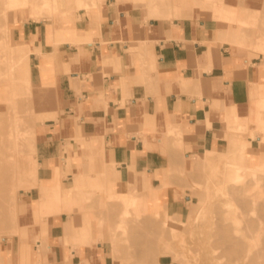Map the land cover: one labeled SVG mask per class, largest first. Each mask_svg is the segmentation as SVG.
I'll list each match as a JSON object with an SVG mask.
<instances>
[{"label":"crops","instance_id":"1","mask_svg":"<svg viewBox=\"0 0 264 264\" xmlns=\"http://www.w3.org/2000/svg\"><path fill=\"white\" fill-rule=\"evenodd\" d=\"M55 1L52 16L18 22L10 35L12 46L28 49L31 84L46 97L35 126L38 181L56 189L59 167L63 188L71 189L77 174L84 177L85 156L97 153L108 191L129 194L136 183L147 194L152 184L164 195L160 211L183 221L194 198L188 189L176 198L177 187L166 185L169 170L207 151L226 155L234 127L264 134V59L223 41L219 21L197 6L179 17L173 5L160 8L161 18L150 17L152 0H84L80 8L77 0ZM248 142L246 158L264 161L262 136ZM27 190L17 206L27 236L3 262L40 264L45 252L43 264H114L100 243L65 245L70 213L35 224L40 193Z\"/></svg>","mask_w":264,"mask_h":264},{"label":"rangeland","instance_id":"2","mask_svg":"<svg viewBox=\"0 0 264 264\" xmlns=\"http://www.w3.org/2000/svg\"><path fill=\"white\" fill-rule=\"evenodd\" d=\"M54 1L0 0V136H3L2 140L0 139L2 141L0 147L4 145L5 148V142L8 143V140L13 139L7 144L5 152L4 149H2L3 153L0 151L2 153L0 158V191L3 192L5 189V192H8L7 197H5V192L0 194L1 200L3 199L0 203V216L4 215V217H0L2 220L0 221V231L3 230L0 233V259L2 260L0 264H8L3 262V259L8 254L9 248L12 251L15 240L21 241L27 236L19 228L17 206L25 200V196L22 194L26 193L27 189L36 187L40 193V202L36 205H39L41 214L35 217V224L44 227V217L49 214L64 211L70 213L69 218L72 217L75 221L65 225L64 231L67 237L65 238V245L75 249L83 245L100 243L107 248L114 264H160L163 256H169L172 264H229V260L233 261L237 257L236 254L239 253L235 252V255L228 253L227 257L225 250L228 244H221V241L227 237V232L230 233V236L232 233V237L235 234H247L246 240L252 245V249L262 248L264 251V222H256L255 226L246 229L252 218L255 219L258 217L257 215L264 219V212L261 207H257L256 213L252 210L254 202L258 205L262 202L261 205H264V199H262L264 196L259 198L256 197L255 192L249 191L250 189H258L264 192V175H261L263 174L262 170H264V161L249 159V156L245 160L246 165L255 168L256 172L259 173L258 176H261L262 179L258 184L253 183L251 179L242 178L237 168L224 163L229 152L242 154V150L247 151V147L251 145L248 142L249 138L255 140L258 135H261L264 142V134L261 128L250 132L247 126H242V129L234 127L232 128L233 135L229 151L226 155L217 157L213 152L207 151L205 157H195L189 160L184 158L182 166H174L169 170L170 179L166 185L177 187L176 198H183L185 189H188L189 194L194 198V202L189 205L188 215L183 221L169 216L166 212L163 213V210L160 211L164 195L156 193L152 184L147 194H142V191L141 194L138 193L135 190L136 184L129 194L108 191L106 186L110 177L103 173L104 170L107 172L108 168L102 169L103 165H101L97 153H90L85 156L79 166L84 177L80 173L76 175L74 187H71L73 193H71V189L63 188L59 167L54 169L59 176L55 185L56 189L48 188L47 182H39L37 171H35L36 181L33 180L35 176L33 169L36 167L38 169V163L34 158L36 148L34 145L35 134L33 133H35V126L43 121L44 114L41 109L46 97L41 90L33 88L31 84L28 57H26L29 52L28 49L12 46L10 35L12 27L18 22L30 19L41 20L52 16L57 11L55 4H52L56 2ZM82 1L84 0H77L79 8L84 6ZM97 1L99 0H91L92 5L95 6ZM214 1L216 3L223 2L224 10L232 4L231 2H233V7L237 8L236 10L243 7L237 11V15L239 14L238 17L241 19L247 20L248 18L249 22L251 21L250 24L244 25L250 29L247 30L246 27L243 30L242 28L246 37L243 35L238 38L233 37V31L238 30L235 28L237 25H233L232 27L235 28L233 29L230 22L224 18L226 10H223L224 17L220 16L221 19L216 17L217 14L213 16L215 13L212 8L214 9V7H209L210 0H152V2L149 1L148 6L153 9V14L150 17L161 18L165 14L160 8L173 5V16L179 17L183 10L197 6L206 11L209 18L219 21L223 28V41L242 52H247L250 57L264 59V0ZM236 3L240 4V7H237ZM242 4L243 6H241ZM242 9L244 12L246 10L245 14ZM156 11L159 13H155ZM258 19L260 20L258 21ZM227 30L228 32L232 31L231 35L227 33ZM261 109L264 110L263 107ZM9 122H12L14 127ZM28 134H30L29 139L32 138V140L29 141L30 143L27 142L28 145L27 143L25 145L24 138H28L26 136ZM11 141H13L14 146H10ZM243 143L248 146H242ZM32 145L35 149L31 147ZM174 147L177 148L178 144L174 143ZM87 150L93 152L96 149L87 148ZM20 154L22 155L20 156ZM6 156H10L12 159ZM216 160L222 162L218 167L215 165ZM2 161L7 164L4 163L5 165L2 166ZM8 162H12V166ZM61 163L64 164V162ZM30 166L31 168L27 169ZM1 167L4 168H2L3 172H1ZM26 170L27 172L30 170L29 173H26ZM14 177L16 178L13 179ZM142 177L149 179L146 174ZM1 179L5 180L1 181ZM146 179L144 181H147ZM34 183L36 186H33ZM4 197L8 199L7 202ZM3 203L4 205L7 203V205L4 206ZM227 204H232L233 209L230 210ZM153 208L154 212L152 211ZM229 211H232L231 215L238 220L232 231H227V222L229 223L228 219L230 220ZM1 213L3 214L1 215ZM222 227L226 230L220 229ZM84 229L86 231H83ZM82 235L85 237V242L81 239ZM3 237L6 238L7 242L3 243ZM166 246L170 248L168 252L165 250ZM228 246H232V243ZM22 253L23 249L21 248ZM229 254H232V257ZM238 256L240 258L242 255L239 254ZM45 260L46 254L41 252L40 264H43ZM168 260L170 259L168 258ZM11 263L13 264V262ZM20 263L25 264L23 260ZM258 264H264V254L259 259Z\"/></svg>","mask_w":264,"mask_h":264},{"label":"bare ground","instance_id":"3","mask_svg":"<svg viewBox=\"0 0 264 264\" xmlns=\"http://www.w3.org/2000/svg\"><path fill=\"white\" fill-rule=\"evenodd\" d=\"M55 2V1H54ZM223 3V2H222ZM222 3H216L214 0H210V3H209V7H214V9L212 8V11H214V15L213 16H216V14L218 15V16H216V17H218L219 19H221V17L220 16H223L224 17V11H225V13L227 14V16H226V14H225V19H227V22H230V25H231V27L233 26V25H237V26H235V28L237 29L238 28V30L236 31H233V29H235V28H233L232 29V31H233V37L234 38H238V37H241L242 35H243V37L245 36V34L242 32L247 26H244V25H247V24H250L251 23V21L249 22V19L247 18V20H244L245 18H243V19H241L240 17H238V15H237V11L240 9V8H243V7H240V4L238 5V3H236V6L238 7H240L238 10H236L237 8H234L233 7V2H231L232 4H230V5H228L229 7H227V9L225 8V10L223 9L224 7V4H222ZM263 5H264V1H263ZM235 6V7H236ZM241 6H243V4L241 5ZM244 7H245V5H244ZM56 9V8H55ZM224 10V11H223ZM264 10V9H263ZM242 11H243V9H242ZM240 12V11H239ZM245 12H246V10H245ZM245 12L243 11V13L245 14ZM155 13H159V11L157 12H155ZM241 14H242V12H241ZM242 16V15H241ZM264 16V15H263ZM215 17V18H216ZM227 17V18H226ZM245 17V16H244ZM260 17H261V15H260ZM259 17V18H260ZM217 18V19H218ZM261 19V18H260ZM260 19H258V21L260 20ZM262 20V19H261ZM255 23V22H254ZM262 24V23H261ZM228 25H229V23H228ZM249 26V25H248ZM230 27V26H229ZM228 27V28H229ZM231 27L229 28V29H231ZM261 27V26H260ZM242 28H243V30H242ZM248 28L249 27H247V30H248ZM254 28V27H253ZM228 29V30H229ZM250 29V28H249ZM252 29V28H251ZM228 30H227V33L229 34V35H231L230 33L232 32H228ZM247 30H245V31H247ZM249 32V31H248ZM247 35V34H246ZM246 37V36H245ZM29 53V52H28ZM26 57H28V55L26 56ZM16 58H18V56H16ZM18 60V59H17ZM16 61V60H15ZM19 61V60H18ZM17 62V61H16ZM18 64V63H17ZM19 65L21 66V64L19 63ZM15 68V67H14ZM19 69V68H18ZM18 73V72H17ZM18 76V75H17ZM17 105V104H16ZM8 106V105H7ZM15 106V105H14ZM13 106V107H14ZM19 106V105H18ZM15 107H17V106H15ZM20 107V106H19ZM18 108V107H17ZM14 113V112H13ZM11 114V113H10ZM9 114V115H10ZM18 114H20V113H18ZM16 115V114H15ZM21 116V115H20ZM18 117V116H17ZM23 119V122H25L24 121V118H22ZM27 120H28V118H26ZM25 119V120H26ZM10 120V119H9ZM26 120V121H27ZM29 122H30V120H28ZM14 122V121H13ZM10 124L12 123V122H9ZM13 124V123H12ZM11 124V125H12ZM19 124V123H18ZM25 124V123H24ZM29 124V123H28ZM27 124V125H28ZM16 125V124H15ZM13 126V125H12ZM263 126H264V122H263ZM9 127V126H8ZM14 127V126H13ZM15 127H17L18 128V126H15ZM22 128V126L20 127V129ZM10 129H12V128H10ZM9 129V130H10ZM16 129V128H15ZM24 129V128H23ZM8 130V131H9ZM13 130V129H12ZM14 131H16V130H14ZM18 131V130H17ZM34 131V130H33ZM11 132V131H10ZM16 133V132H15ZM30 133V132H29ZM10 134V133H9ZM19 134V133H18ZM33 134H35V133H33ZM32 134V135H33ZM15 135V134H14ZM29 135L30 134H28V135H26V136H28V138L27 137H25L24 138V144L26 145V143L27 142H29V141H31L32 140V138L31 139H29ZM7 136V135H6ZM11 136H12V133H11ZM10 136V137H11ZM16 137V136H15ZM14 137V138H15ZM30 137H32V136H30ZM1 138H3V136H0V139ZM18 138V137H17ZM6 139V138H5ZM8 139V138H7ZM2 140V139H1ZM0 140V142L2 143V141ZM10 140H13V139H10ZM10 140H8L9 142H10ZM15 140V139H14ZM17 140V139H16ZM8 142V143H9ZM13 141H11V143H12ZM4 143V142H3ZM7 142H5V148H7V144H8ZM16 143V142H15ZM19 143H20V141H19ZM30 143V142H29ZM17 144V143H16ZM15 144V145H16ZM32 144V143H31ZM0 145H2V144H0ZM13 145V143L10 145V146H12ZM17 145H20V144H17ZM16 145V146H17ZM27 145H28V143H27ZM34 145H35V142H34ZM34 145H32L31 147L32 148H34ZM4 146V145H3ZM3 146H1L0 148H1V152L3 151L2 149H4V152L6 151L5 150V148L3 147ZM14 146V145H13ZM20 146H22V145H20ZM8 147H9V145H8ZM11 148V147H10ZM14 148V147H13ZM12 148V149H13ZM18 149H19V147H18ZM24 149V148H23ZM35 149V148H34ZM33 149V150H34ZM15 150V149H14ZM16 151H18V150H16ZM3 153V152H2ZM2 153H0L1 155H0V158H1V156H2ZM18 153V152H17ZM19 154V153H18ZM17 155V154H16ZM22 154H20V156H21ZM14 156V155H13ZM7 158H10V156H6ZM15 157V156H14ZM23 157V156H22ZM16 158V157H15ZM4 159V158H3ZM10 159H12V158H10ZM7 160H9V159H7ZM6 160V161H7ZM245 160H246V155H245V151L244 150H242V154H239V153H235V152H229L228 154H227V160H226V162H224V163H227V164H229V166L230 167H233V168H237L238 169V171L241 173V177L242 178H246L247 180L248 179H251V181L253 182V183H256V184H258L259 182H260V180L262 179L261 178V176H258V174L259 173H257L256 172V170H255V168H253V167H250V166H248V165H246V163H245ZM1 161V160H0ZM5 161V160H4ZM4 161H2L3 162V165L2 166H4L5 164H7V163H5ZM10 161H12V160H10ZM15 161V160H14ZM25 161V160H24ZM1 163V162H0ZM5 163V164H4ZM8 163H10V162H8ZM16 163V162H15ZM220 163H222V162H220L219 160H216V162H215V165H216V167H218V165L220 164ZM11 164H13L12 162L10 163V165ZM26 164V163H25ZM29 165H30V163H29ZM12 166V165H11ZM10 166V167H11ZM28 166V165H27ZM6 167V166H5ZM15 167V166H14ZM36 167V166H35ZM34 167V168H35ZM3 167H1V169H2ZM31 168V166L29 167V168H27V169H30ZM37 168V167H36ZM33 169V173L35 174V176L33 177V180H35L36 181V172L35 171H37V169ZM4 169V168H3ZM3 169L1 170V172H3ZM14 169V168H13ZM30 171V170H29ZM29 171L27 172V170H26V173H29ZM5 172V171H4ZM32 172V171H31ZM30 172V173H31ZM11 173V172H10ZM25 173V174H26ZM262 173L263 174H261V175H264V170H262ZM16 174V173H15ZM14 174V175H15ZM24 174V175H25ZM3 175V174H2ZM8 175H9V172H8ZM17 175V174H16ZM15 175V176H16ZM19 175H21V174H19ZM33 175V174H32ZM3 176H5V175H3ZM22 176V175H21ZM20 176V177H21ZM7 177V176H6ZM9 177H10V175H9ZM19 177V176H18ZM8 178V177H7ZM11 178V177H10ZM16 177H14L13 179H15ZM6 179V178H5ZM5 179H1V181L2 180H5ZM7 180V179H6ZM32 180V181H33ZM9 181V180H8ZM10 181H12V182H15L14 180H10ZM34 181V182H35ZM39 183V182H38ZM136 184V183H135ZM1 185V184H0ZM11 186V185H10ZM33 186H36V184L34 183L33 184ZM37 188V187H36ZM8 190V189H7ZM2 191V190H1ZM0 191V194L1 193H3V192H5L6 190L4 189V191L3 192H1ZM11 191V190H10ZM250 192H255V194H256V197H262V196H264V192L263 191H261V190H258V189H250L249 190ZM6 194V195H5ZM5 197H7V194H8V192L6 193L5 192ZM3 197V196H2ZM4 197V200H6V202L8 201V199L7 198H5ZM262 199H264V197H262ZM261 199V200H262ZM0 200H1V197H0ZM2 201H3V199L1 200V202L0 203H2ZM59 203V202H58ZM262 203V202H261ZM261 203L258 205L257 203H253L252 204V210L256 213V210H257V207H261V209L263 210V212H264V205L262 204L261 205ZM3 205H4V203H3ZM3 205H1V206H3ZM5 205H7V203L5 204ZM4 205V206H5ZM59 205V204H58ZM57 205V206H58ZM3 206V207H4ZM60 206V205H59ZM227 206H228V208L230 209V210H232L233 209V205L232 204H227ZM248 206V205H247ZM2 207V208H3ZM4 209V208H3ZM59 209V208H58ZM60 211V210H59ZM153 212H154V208H153V210H152ZM3 212V211H2ZM234 212V211H233ZM54 213V212H53ZM3 213H1V215H2ZM229 214H230V220L228 219V221H229V223L227 222V231H229V230H233V228L236 226V223H237V219H235V218H233V216L231 215L232 214V211L230 212L229 211ZM257 215V214H256ZM262 215V214H261ZM258 217H256L255 219H253L252 218V220L250 221V223H249V225H247L246 226V229H248V228H251V227H253V226H255V224H256V222H264V219L262 218V216H260V215H257ZM0 217H4V215L3 216H0ZM263 217H264V215H263ZM3 219V218H2ZM0 221H2V220H0ZM5 225V224H4ZM3 228V227H2ZM2 228H1V230H2ZM220 229H222V230H226L224 227H222V228H220ZM4 230H5V228H4ZM7 231V230H6ZM83 231H86L85 229L83 230ZM1 232H3V230L2 231H0V233ZM229 234V235H228ZM234 234V233H233ZM248 238V235L246 234V235H237V234H235V235H233V237H232V233H231V236H230V233H228L227 232V237L226 238H224L222 241H221V244H225V245H230L231 243H232V246H228L227 245V249L225 250L226 252H227V257H228V253H234V255H235V252H237V253H239V254H241L242 256L239 258V254L237 255L236 254V256L238 257H236V258H234L233 259V261L232 260H229V264H258L259 263V259L261 258V256L264 254L263 252V250H262V248H259V249H252V245H250L249 244V242H247V239ZM81 239H82V241H84V239H85V237L82 235L81 236ZM229 241V242H228ZM232 241V242H231ZM85 242V241H84ZM230 243V244H229ZM41 245H43V244H41ZM41 245H40V247H41ZM165 250H166V252H168L169 250H170V248L168 247V246H166V248H165ZM43 251V250H42ZM43 253H45V252H42V254ZM232 254L230 255L231 257H232ZM176 257H177V255H175ZM229 256V257H230ZM235 257V256H234ZM1 258H2V255H1ZM176 259V258H175ZM0 261H2L1 259H0Z\"/></svg>","mask_w":264,"mask_h":264}]
</instances>
